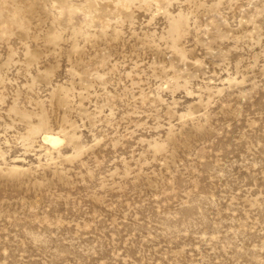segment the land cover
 Returning a JSON list of instances; mask_svg holds the SVG:
<instances>
[{"label": "rangeland", "instance_id": "rangeland-1", "mask_svg": "<svg viewBox=\"0 0 264 264\" xmlns=\"http://www.w3.org/2000/svg\"><path fill=\"white\" fill-rule=\"evenodd\" d=\"M0 264H264V0H0Z\"/></svg>", "mask_w": 264, "mask_h": 264}, {"label": "bare ground", "instance_id": "bare-ground-1", "mask_svg": "<svg viewBox=\"0 0 264 264\" xmlns=\"http://www.w3.org/2000/svg\"><path fill=\"white\" fill-rule=\"evenodd\" d=\"M42 140L45 144L47 143V144H50L51 146H57L61 142H63V140H61L58 136L51 135V134L44 135L42 137Z\"/></svg>", "mask_w": 264, "mask_h": 264}]
</instances>
